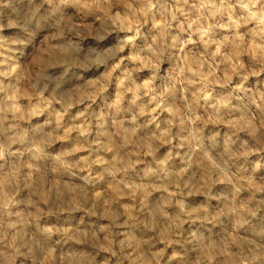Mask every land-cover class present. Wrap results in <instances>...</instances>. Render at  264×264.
Masks as SVG:
<instances>
[{
  "label": "clouds",
  "instance_id": "1",
  "mask_svg": "<svg viewBox=\"0 0 264 264\" xmlns=\"http://www.w3.org/2000/svg\"><path fill=\"white\" fill-rule=\"evenodd\" d=\"M0 264H264V0H0Z\"/></svg>",
  "mask_w": 264,
  "mask_h": 264
}]
</instances>
